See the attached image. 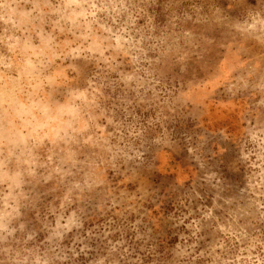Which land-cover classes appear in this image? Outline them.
<instances>
[{"label":"rangeland","instance_id":"374dc122","mask_svg":"<svg viewBox=\"0 0 264 264\" xmlns=\"http://www.w3.org/2000/svg\"><path fill=\"white\" fill-rule=\"evenodd\" d=\"M0 264H264V0H0Z\"/></svg>","mask_w":264,"mask_h":264}]
</instances>
